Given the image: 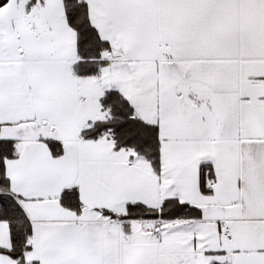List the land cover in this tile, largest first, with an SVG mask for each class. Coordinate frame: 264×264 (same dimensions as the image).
Returning a JSON list of instances; mask_svg holds the SVG:
<instances>
[{"label":"snow or ice","instance_id":"snow-or-ice-1","mask_svg":"<svg viewBox=\"0 0 264 264\" xmlns=\"http://www.w3.org/2000/svg\"><path fill=\"white\" fill-rule=\"evenodd\" d=\"M0 264H264V0H0Z\"/></svg>","mask_w":264,"mask_h":264}]
</instances>
